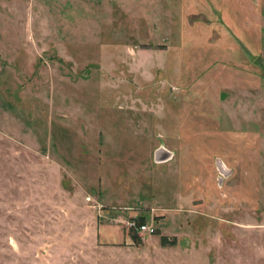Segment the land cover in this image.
<instances>
[{
	"label": "rangeland",
	"instance_id": "374dc122",
	"mask_svg": "<svg viewBox=\"0 0 264 264\" xmlns=\"http://www.w3.org/2000/svg\"><path fill=\"white\" fill-rule=\"evenodd\" d=\"M0 264H264V0H0Z\"/></svg>",
	"mask_w": 264,
	"mask_h": 264
},
{
	"label": "built area",
	"instance_id": "2783aa9c",
	"mask_svg": "<svg viewBox=\"0 0 264 264\" xmlns=\"http://www.w3.org/2000/svg\"><path fill=\"white\" fill-rule=\"evenodd\" d=\"M139 232L151 235L156 232V229L153 227V225H150L148 223L142 224L141 226L138 227Z\"/></svg>",
	"mask_w": 264,
	"mask_h": 264
},
{
	"label": "trees",
	"instance_id": "16d2710c",
	"mask_svg": "<svg viewBox=\"0 0 264 264\" xmlns=\"http://www.w3.org/2000/svg\"><path fill=\"white\" fill-rule=\"evenodd\" d=\"M132 238L134 239V241L137 240V236L136 235H132ZM161 243H162V245L168 244L166 236H162L161 237Z\"/></svg>",
	"mask_w": 264,
	"mask_h": 264
},
{
	"label": "water",
	"instance_id": "95a60500",
	"mask_svg": "<svg viewBox=\"0 0 264 264\" xmlns=\"http://www.w3.org/2000/svg\"><path fill=\"white\" fill-rule=\"evenodd\" d=\"M161 150V149H160ZM160 152V151H159Z\"/></svg>",
	"mask_w": 264,
	"mask_h": 264
}]
</instances>
